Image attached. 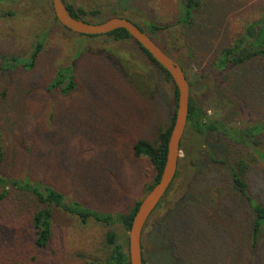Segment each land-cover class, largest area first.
Here are the masks:
<instances>
[{"label": "rangeland", "instance_id": "rangeland-1", "mask_svg": "<svg viewBox=\"0 0 264 264\" xmlns=\"http://www.w3.org/2000/svg\"><path fill=\"white\" fill-rule=\"evenodd\" d=\"M63 1L86 12L105 8L100 16L116 6L133 7L139 18L164 28L176 23L182 8V0ZM263 8L264 0H207L190 26L171 29L180 41L173 48L178 64L189 81L197 77L196 86H202L193 89L192 102L234 131L264 124V59L221 70L215 63L246 24L261 18ZM43 31L35 68H0V176L47 185L66 203L98 213L128 214L154 176L150 162L133 156L132 147L139 140L153 143L170 122L173 85L131 41L66 31L53 21L50 0L0 1V57L28 58ZM169 37L163 29L154 39L166 48ZM101 50L111 52L103 55L110 63L125 62L126 75L96 53ZM69 65L76 89L63 97L46 93L52 72ZM148 77L156 98L143 93ZM254 140L257 146H234L227 157L229 166L238 159L247 163L246 192L258 201L264 200V171L253 150L264 153V131ZM218 152L223 147L214 138L186 130L177 174L142 232L146 264H168L166 253L175 264H264V246L253 251L248 243L245 204L234 189L232 196L227 193L224 167L216 163L225 157ZM35 208L33 200L17 194L0 202V264L103 263L109 228L81 224L60 211L53 210L50 244L36 249L30 224ZM112 228L123 236L120 223Z\"/></svg>", "mask_w": 264, "mask_h": 264}, {"label": "trees", "instance_id": "trees-1", "mask_svg": "<svg viewBox=\"0 0 264 264\" xmlns=\"http://www.w3.org/2000/svg\"><path fill=\"white\" fill-rule=\"evenodd\" d=\"M205 1L207 0H182L181 16L171 27L169 26L165 28L158 27L152 22H148L139 18L138 16H140V13L137 12L133 7L127 9L123 7L118 8V6H116L114 7L115 9L111 11V14L100 16L103 12H106L105 8H99L90 12H86L82 7L73 8L71 5L64 4L66 5L69 14L73 18L83 20L88 23H100L112 17L127 19L134 23L140 30L149 35V37L154 41V37L158 36L159 31L168 29V33L170 34V42H167L168 48L166 47L162 49L175 62L180 63L181 58H179V56L173 52V48L179 44L180 41L178 36L172 33L173 30L171 31V29L174 28L173 26L176 24L190 26L193 21L194 12H196V10H198V8ZM261 13V18L259 20L246 24L243 31L238 34L232 45L221 50L215 63V67L217 69H224L228 65L242 66L254 59H264V8ZM5 15H11V13L8 12ZM85 17L88 19H85ZM53 21L57 22L54 16ZM46 35L47 31L40 33L39 39L34 42L32 46L31 54L26 59L18 57H0L1 70L8 71L9 69L14 70L17 68H23L25 71H31L33 68H35L40 55L42 41L45 39ZM85 37L95 38L97 36ZM103 37L109 38L112 42L131 41L137 46L142 55L147 58V60L152 65L156 66L163 72L165 80L171 82L170 76L164 72L143 49H141L134 41H132L126 31L122 29L115 30L107 35H104ZM155 43L157 44L156 41ZM96 53L102 55V57L105 54H111L109 50H101L100 52L97 51ZM78 54H80L79 51L77 52V55ZM103 58L113 70H116V72L120 70L126 75L124 70L128 65L125 62L120 61V63L115 62V64H112L108 58ZM73 68V65H69L67 67H59L54 72H52L51 76L46 82V93H49L52 96L60 97L71 94L76 89ZM131 78L130 84L128 82L127 84L128 86L130 85L129 87L133 88L134 90L137 87L131 85V81H133ZM186 79L189 86V107L186 130L188 129L192 131L196 136L201 138H214L215 142L223 147V152L218 153L221 154L220 156H224L225 158L223 157L224 159H220L219 161H216V163L224 167L228 195L232 196L233 194L230 189H234L236 196H238L239 200L245 204V208L247 210L246 212L248 213V243L250 248L253 251H256L260 247L262 248V246H264V200L257 201L250 197V195L246 192L247 187L245 183V176L248 172V165L246 162H244V160L238 159L234 161L233 165L229 166L230 160L227 157V151L232 147L241 144L257 146V142L254 140V138L264 131V124L259 123L250 127H245L239 131H234L227 125L223 124L220 119L209 118L202 108L196 106L192 102L193 89L196 88L201 90L202 88V86H196V83L199 82L197 80L198 78L194 77L193 82L189 81L188 78ZM143 81L144 86H141L143 87V93L147 94L151 98H156V96L154 97L156 94L155 90H153V87L149 85V77L146 82L144 79ZM139 84L141 83L136 84V86ZM130 91L132 90L130 89ZM175 100L176 98L174 97V104ZM173 117L174 115L171 114L170 122L158 131L156 139L153 143L146 140H139L132 147L133 156L137 158H146L150 162L154 171L153 181L149 186L146 187L145 194L151 190V188L157 182L162 171L165 162L167 140L170 133V127L173 122ZM184 136L185 133L183 138ZM183 138L181 140L180 150ZM253 154L257 157L264 171V153H262L260 150L254 149ZM11 194H17L19 197L30 198L36 203V208L30 215L33 245L36 249H46L51 242L53 234L52 218L53 210H55L60 211L62 214L64 213L76 218L81 224H86L88 221H93L108 227L109 229L104 235V244L107 254L103 263L101 264H129L127 257L126 233L130 228L131 220L140 201L135 203L128 214H117L116 216H112L108 213L95 212L77 202L66 203L64 201L63 195L60 192L47 185L31 183L27 178L23 180H14L0 176V202L8 198ZM115 223H120L122 225L123 236H119L112 228ZM141 249L142 264H146L142 245ZM166 262L168 264H175V259L171 254L166 253Z\"/></svg>", "mask_w": 264, "mask_h": 264}, {"label": "water", "instance_id": "water-1", "mask_svg": "<svg viewBox=\"0 0 264 264\" xmlns=\"http://www.w3.org/2000/svg\"><path fill=\"white\" fill-rule=\"evenodd\" d=\"M50 2L53 16L64 29L73 34L93 37L104 36L122 29L170 76L176 100L173 122L166 145L165 162L157 182L140 200L131 220L130 228L126 233L129 264H142L141 236L143 229L177 174L181 152L180 144L187 126L189 107V86L186 76L182 67L131 21L112 17L100 23H88L73 18L63 0H50Z\"/></svg>", "mask_w": 264, "mask_h": 264}, {"label": "flooded vegetation", "instance_id": "flooded-vegetation-1", "mask_svg": "<svg viewBox=\"0 0 264 264\" xmlns=\"http://www.w3.org/2000/svg\"><path fill=\"white\" fill-rule=\"evenodd\" d=\"M186 76V75H185ZM186 78H187V76H186ZM154 212V211H153Z\"/></svg>", "mask_w": 264, "mask_h": 264}]
</instances>
